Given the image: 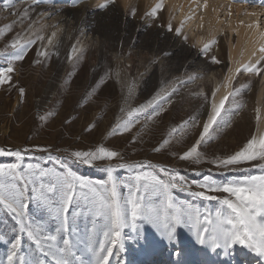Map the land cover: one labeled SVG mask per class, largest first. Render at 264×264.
<instances>
[{
  "label": "rangeland",
  "instance_id": "1",
  "mask_svg": "<svg viewBox=\"0 0 264 264\" xmlns=\"http://www.w3.org/2000/svg\"><path fill=\"white\" fill-rule=\"evenodd\" d=\"M256 1L264 7V0ZM105 2L15 0L13 12L28 10V17L22 24L17 22L18 16L0 11V28L13 25L0 36V53L4 54L0 56V66H6L13 52L8 45L17 34L32 39L36 34L43 36L28 49L22 61L14 63L16 72L12 74L11 86H0V149L21 151L24 155L22 165L31 163L41 169L63 172L62 167L49 159L58 158L77 176L92 182L106 181L105 169L113 166V177L119 185L117 192L121 198H127L130 189L136 190L133 178L138 171H154L158 178L168 180L158 171L164 168L184 177L186 185H192L190 191L202 190L196 188L193 181L202 183L204 175H210L217 184L264 175V169L259 167L246 165L247 171H231L217 169L211 163L217 157L234 153L254 133L260 92V105L264 108V71L260 75H237L233 86L239 89V94L230 97L222 113L227 124L220 123L219 128L211 132L212 138L200 146L201 162L197 164L194 160L179 158L202 129L212 100L213 83L215 80L222 82L229 67L228 44L235 33L221 29L217 34L218 42H201L199 38L205 37L208 30L197 24L196 27L187 26L185 16L178 17L177 10L169 8L164 0L162 10L155 17L147 13L161 0L152 6L145 0H129L125 5L122 0H112L106 8H100L99 4ZM185 15L189 17L187 13ZM260 18L263 21L264 14ZM63 22L67 25V38L65 32L61 33L48 47L47 55L38 57L37 52ZM29 23H33V27L26 31ZM177 28L181 29L179 35L175 31ZM205 43L211 46L207 52H202ZM75 44L82 45V49L69 60L70 48ZM212 57L219 63H213ZM37 60L39 62L34 63ZM193 77L195 79H190ZM129 85L133 86V95L126 100ZM20 88L24 89L23 97ZM200 92L204 95H197ZM157 93H170L167 102L160 101L163 110L158 116L152 120L141 116L130 131L112 133L118 119L125 118L121 108L138 107L152 100ZM193 118L201 122L200 127H188L185 134L178 132L169 137L172 128H178L185 121L190 125ZM164 139H170V143L160 151H154ZM100 146L117 152V157L111 161L83 164L70 155L75 151H93ZM15 162L14 156H0V164ZM122 162L150 164L157 169L146 167L129 171L118 167ZM41 182L48 184L49 178L37 180L35 187L39 188ZM32 187L29 185V194ZM182 187L170 189L172 203L184 211H191L193 219L188 221L185 217L186 222L176 227L172 239L168 238L163 220L157 225L138 221L136 228L129 224L121 233L122 248L118 245L113 250L109 264H264V256L240 244L225 248L221 242V247L214 248L213 224L208 221L215 223L218 211L225 214L229 210L218 201L193 197ZM211 194L218 198L226 196L225 193ZM141 196L145 208L161 209L162 195L141 188L137 198ZM172 211L168 209L169 213ZM74 212L79 215H73ZM197 212L199 224L195 221ZM27 215L34 224L42 227L45 235H57V242L62 246L65 233L57 234L60 222L47 209L32 202ZM18 227L10 215L0 210V237H3L0 239V264H6L10 241L18 234ZM68 228L67 235L75 245L77 255L85 264H95V257L85 245L91 243L99 249L105 240L103 219L94 218L80 201L70 209ZM205 228L209 231L204 232ZM197 229L203 234L205 243L198 241ZM34 249L35 245L25 235L20 254L38 255ZM39 258L45 264H52L49 257L41 255ZM73 260L78 264L75 258Z\"/></svg>",
  "mask_w": 264,
  "mask_h": 264
},
{
  "label": "snow or ice",
  "instance_id": "2",
  "mask_svg": "<svg viewBox=\"0 0 264 264\" xmlns=\"http://www.w3.org/2000/svg\"><path fill=\"white\" fill-rule=\"evenodd\" d=\"M38 3L44 0H37ZM112 0H106L105 3L99 4L100 8H106L108 3ZM15 0H2L0 4V11H8L10 14L18 16L17 21L23 23L24 19L28 17V10L23 12L15 11ZM162 10V0L158 2L152 9L150 15L155 17L157 12ZM134 14V10H133ZM34 23V22H33ZM33 23H29L28 30L33 27ZM13 25H8L6 28H0V36L4 35L5 31H10ZM171 31V25L168 26ZM177 35L180 34L181 29L177 28ZM53 36L55 33L52 34ZM43 36L36 34L35 39L25 38L22 34H17L8 47L13 49L10 58L7 59L6 66H0V86L12 84V74L16 72L14 63L22 61L27 54L28 49L36 42L42 40ZM51 42V38H49ZM215 43V41H211ZM210 43H205L201 49L202 52H207L210 48ZM260 56L255 62L249 61L241 63L237 61L235 70H229L230 74L226 75L222 84L225 89V95L219 99L217 103L215 100L216 92H212V102L208 117L202 122V129L199 131L197 138L187 149L180 155V159L184 161L194 160L195 163L201 162L202 154L199 151L200 146L207 143L212 138L211 132L219 128L220 123L227 124L222 113L225 110V103L229 98H234L239 94V89L233 86V80L241 73L260 75L264 71V46L258 49ZM4 55L0 53V56ZM47 53L38 51L37 56H46ZM253 56H256V51H253ZM69 60L72 56L69 55ZM213 63L219 61L212 57ZM39 61H34L38 63ZM190 79H195L190 78ZM20 96H24V89H19ZM133 95V86H128V98ZM168 94L157 93L152 100L138 106L125 110L121 108V112L125 113V118L118 119L116 125L112 129V133L128 132L132 127L139 123L141 116L145 120H152L154 116H158L163 110V104L160 101L167 102ZM197 95H204L203 92ZM207 100V97H205ZM151 109V111H149ZM229 110V115H231ZM257 130L249 139L234 153L223 158L217 157L211 161L213 167L217 169L231 170V171H247V166L259 167L264 169V129L260 128L261 115L260 110H256ZM201 126V122L195 118L192 119L191 124L185 121L178 128H172L169 132V137L176 136L179 132L181 135L185 134L188 127L197 128ZM215 126V128H214ZM170 143V139H164L159 147L154 151H160ZM26 151V150H25ZM14 156L15 163L0 164V210L10 215L16 222L18 227V234L10 241V248L6 258V264H45V261L39 256L49 257L52 264H74L73 258L78 264H85L77 255L75 245L69 239L67 233L68 228V214L73 205H78L83 201L89 208V212L94 218H102L104 221L105 240L101 242L99 249L94 248L91 243L85 245L86 250L95 257V264H109V257L113 254V250L121 244V233L125 227L131 224L132 228L137 227V222H147L157 225L163 220L164 227L168 230V238L172 239L176 227L185 223V217L188 221L193 219L191 211H184L172 203V196L170 189L182 187V190L191 189L192 185H186L185 178L173 174L164 168H159V173L168 177V180L160 179L154 171H138V174L133 178L136 181L135 191L130 189L127 198H121L117 192L119 185L113 177L115 168L113 166L107 167L106 181H88L74 172L69 170L63 161L58 158L49 157L55 164H58L64 169L63 172H57L53 168L41 169L39 165L26 164L22 165L24 155L21 151L6 152L0 149V156ZM71 157L75 161L83 164H91L96 160L111 161L117 157L118 153L100 146L93 151H75L72 152ZM121 169H143L152 168L157 169L155 165L120 163L118 165ZM199 175V173H197ZM49 178V183L41 182L40 187H35L37 180ZM141 182H144L141 184ZM196 188L202 189L200 191H190L193 197L201 198L206 201H218V203L226 207L229 211L225 214L217 212L216 222L209 220V224H213L212 228V242L214 248L221 247V242L225 248L234 244H240L244 247L255 251L257 255L264 256V175L250 176L237 182H230L226 184H217L210 175H204L203 182L193 181ZM29 185L31 194H29ZM143 188L146 192L159 194L164 197L162 207L156 210L152 207H147L141 203L143 197L137 198V193ZM211 193H225L226 196L218 198L217 195ZM36 203L37 206L47 209L56 220L60 222V227L57 228V234L65 233L62 239V246L57 242V235H45L43 229L39 224H34L27 215L30 203ZM168 209H172L171 213ZM79 215V213H73ZM223 216V218H221ZM196 224H199V214H195ZM224 225L230 227L225 228ZM209 229L205 228L204 232ZM35 245V253L38 255L24 256L20 254L22 247V240L24 236ZM73 235L75 232L73 230ZM197 239L200 243H205L203 234L197 229ZM3 239V237H0Z\"/></svg>",
  "mask_w": 264,
  "mask_h": 264
},
{
  "label": "bare ground",
  "instance_id": "3",
  "mask_svg": "<svg viewBox=\"0 0 264 264\" xmlns=\"http://www.w3.org/2000/svg\"><path fill=\"white\" fill-rule=\"evenodd\" d=\"M129 0H122L124 5L128 3ZM157 0H145L149 5L153 4ZM168 3V7L177 10L178 17H184L186 19L187 26H195L206 28V36L198 41H216L217 34L221 29H227L231 33H235L234 37L229 40V67L225 74L229 75V70H235L237 66V61L241 63H246L249 61L255 62V60L260 56L258 49L264 46V20H261V15L264 14V7L256 0H164ZM144 2V1H142ZM145 5V3H144ZM148 5V6H149ZM156 5V4H155ZM154 5V6H155ZM146 6V5H145ZM152 6V5H151ZM153 6V7H154ZM152 7V8H153ZM188 14L187 17L185 14ZM177 18V17H176ZM196 25V26H197ZM186 26V27H187ZM195 26V27H196ZM185 27V28H186ZM66 22L58 24L53 33L55 35L51 36V42L47 41L46 45L41 51L47 52L48 47L57 40L61 33L65 32V37L67 38L68 32L66 31ZM52 33V34H53ZM204 37V38H203ZM82 45L75 44L70 48L69 55L76 56ZM253 51H256V56H253ZM224 76V78H225ZM238 76L235 77V79ZM223 78V81H224ZM215 79V78H214ZM234 79V80H235ZM233 80V82H234ZM222 82L215 80L213 83V90L219 89L216 92L215 100L218 103L219 99L225 95V89L222 87ZM263 92V91H262ZM262 93L258 95V105L261 115L260 128L264 129V108L261 103ZM213 99V97H212ZM230 99V98H229ZM212 102V100H211ZM228 101H226L225 106ZM210 105L208 108L207 116L210 111ZM40 110V109H39ZM257 130V125L254 133Z\"/></svg>",
  "mask_w": 264,
  "mask_h": 264
}]
</instances>
